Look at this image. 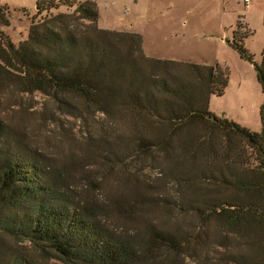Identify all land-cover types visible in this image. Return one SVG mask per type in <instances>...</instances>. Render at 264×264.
I'll return each instance as SVG.
<instances>
[{
  "label": "trees",
  "instance_id": "1",
  "mask_svg": "<svg viewBox=\"0 0 264 264\" xmlns=\"http://www.w3.org/2000/svg\"><path fill=\"white\" fill-rule=\"evenodd\" d=\"M34 1L19 46L1 29L11 20L0 8V88L43 94L54 115H101L115 133L94 138L97 155L121 166L131 191L86 198L70 170L0 115V264H160L162 250L194 264H264V103L262 132L245 129L210 111L225 73L148 57L140 35L99 26L92 0ZM239 38L231 46L247 58ZM256 71L264 93V52ZM145 208L205 226L166 228L139 217ZM116 212L133 230L113 227Z\"/></svg>",
  "mask_w": 264,
  "mask_h": 264
},
{
  "label": "rangeland",
  "instance_id": "2",
  "mask_svg": "<svg viewBox=\"0 0 264 264\" xmlns=\"http://www.w3.org/2000/svg\"><path fill=\"white\" fill-rule=\"evenodd\" d=\"M92 1L100 12L99 26L140 35L148 57L213 66L225 73L228 76L226 92L221 97L211 98L210 111L252 132H262L260 113L264 93L256 65H261L264 52V0H252L249 7L244 0ZM0 5H8L11 20L10 27L1 29L19 46L28 39L31 19L36 14L35 1L0 0ZM236 34L242 37L247 58L231 46L240 39ZM0 115L14 130L26 132L32 145L53 157L59 167L70 170V182L76 181V188L86 198L104 203L111 196L125 192L120 176L116 174L121 166L112 167L97 155L99 148L94 138L115 133V127L101 115L85 121L58 111L54 115L48 97L41 93L22 94L14 86L7 85L0 88ZM144 174L152 179L158 177L153 170ZM102 176L105 178L101 179ZM97 188L99 193L94 192ZM136 212L139 217L154 219L166 228L181 226L183 232L201 225L196 217L175 216L163 209L145 208ZM111 222L113 227L121 228L119 230L123 226L133 230L134 223L123 214L116 212L115 220ZM211 249V246L207 248L208 251ZM160 260V264L172 261L195 263L192 258L184 260L164 250Z\"/></svg>",
  "mask_w": 264,
  "mask_h": 264
},
{
  "label": "built area",
  "instance_id": "3",
  "mask_svg": "<svg viewBox=\"0 0 264 264\" xmlns=\"http://www.w3.org/2000/svg\"><path fill=\"white\" fill-rule=\"evenodd\" d=\"M244 3L246 7H249V5L252 3V0H244Z\"/></svg>",
  "mask_w": 264,
  "mask_h": 264
},
{
  "label": "crops",
  "instance_id": "4",
  "mask_svg": "<svg viewBox=\"0 0 264 264\" xmlns=\"http://www.w3.org/2000/svg\"><path fill=\"white\" fill-rule=\"evenodd\" d=\"M7 6H8V5H0V8H1V7H7Z\"/></svg>",
  "mask_w": 264,
  "mask_h": 264
}]
</instances>
